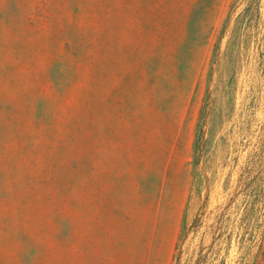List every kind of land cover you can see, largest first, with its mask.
<instances>
[{
	"label": "rangeland",
	"instance_id": "374dc122",
	"mask_svg": "<svg viewBox=\"0 0 264 264\" xmlns=\"http://www.w3.org/2000/svg\"><path fill=\"white\" fill-rule=\"evenodd\" d=\"M0 264H264V0H0Z\"/></svg>",
	"mask_w": 264,
	"mask_h": 264
},
{
	"label": "trees",
	"instance_id": "16d2710c",
	"mask_svg": "<svg viewBox=\"0 0 264 264\" xmlns=\"http://www.w3.org/2000/svg\"><path fill=\"white\" fill-rule=\"evenodd\" d=\"M187 226H188V221H187V218L185 220V225H184V230H183V233L187 231ZM182 238H183V235L181 236L180 238V242L178 243L177 245V251H178V254L176 255V263L180 262L181 260V255H182V251H181V241H182Z\"/></svg>",
	"mask_w": 264,
	"mask_h": 264
}]
</instances>
